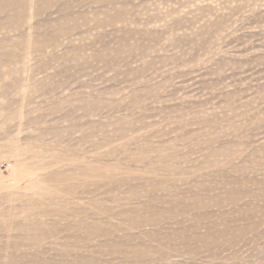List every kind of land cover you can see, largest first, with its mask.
<instances>
[{"label": "rangeland", "instance_id": "1", "mask_svg": "<svg viewBox=\"0 0 264 264\" xmlns=\"http://www.w3.org/2000/svg\"><path fill=\"white\" fill-rule=\"evenodd\" d=\"M1 1L0 264H264V0Z\"/></svg>", "mask_w": 264, "mask_h": 264}, {"label": "bare ground", "instance_id": "2", "mask_svg": "<svg viewBox=\"0 0 264 264\" xmlns=\"http://www.w3.org/2000/svg\"><path fill=\"white\" fill-rule=\"evenodd\" d=\"M31 1H32V0H31ZM35 1L41 3V1H43V0H35ZM35 1H34V2H35ZM50 1H52V0H50ZM71 2H72V4H73V1H71ZM0 3H4V1H1V0H0ZM6 3L9 5V7H13V6H16V5H18V4H21V3H22V0H7ZM27 3H28V2H27ZM40 3H39V4H40ZM74 3H76V2L74 1ZM119 3H120V2H119ZM37 4H38V3H37ZM39 4H38V5H39ZM67 4H68V3H67ZM102 4H103V3H102ZM69 5H70V3H69ZM18 6H20V5H18ZM36 8H37V5H36ZM71 8H72V7H71ZM33 9H34V8H33ZM38 10H39V9H38ZM43 11H44V10H43ZM31 14H32V12H31ZM0 16H1V15H0ZM5 21H6V20H5ZM18 25H19V23H18ZM13 27H14V26H13ZM13 27H12V28H13ZM12 28H11V29H12ZM12 31H13V30H12ZM58 34H59V33H58ZM67 34H68V33H67ZM67 34H66V35H67ZM64 35H65V34H64ZM68 35H69V34H68ZM43 38H44V37H43ZM45 45H46V44H45ZM19 141H20V140H19ZM17 163H18V162H17Z\"/></svg>", "mask_w": 264, "mask_h": 264}]
</instances>
